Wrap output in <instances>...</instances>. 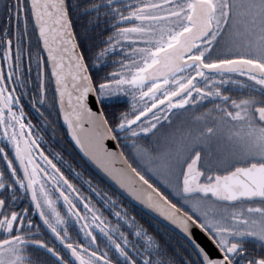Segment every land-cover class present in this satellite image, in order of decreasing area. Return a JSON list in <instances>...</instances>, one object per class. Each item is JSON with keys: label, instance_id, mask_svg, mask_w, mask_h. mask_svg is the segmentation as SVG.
<instances>
[{"label": "snow or ice", "instance_id": "obj_1", "mask_svg": "<svg viewBox=\"0 0 264 264\" xmlns=\"http://www.w3.org/2000/svg\"><path fill=\"white\" fill-rule=\"evenodd\" d=\"M0 20L10 68L7 78L0 73V154L11 176L0 172V264H46L33 252L51 264H264V0H0ZM30 24L47 54L37 61L31 106L44 116L48 67L49 107H58L76 147L179 240L149 231L69 165L111 209L112 224L43 151L34 158L38 139L15 95L31 83L20 70ZM180 113L190 121L171 128ZM108 139L125 142L129 154ZM21 190L54 240L27 208L16 209ZM72 217L86 242L70 236Z\"/></svg>", "mask_w": 264, "mask_h": 264}, {"label": "flooded vegetation", "instance_id": "obj_2", "mask_svg": "<svg viewBox=\"0 0 264 264\" xmlns=\"http://www.w3.org/2000/svg\"><path fill=\"white\" fill-rule=\"evenodd\" d=\"M2 26L3 21L0 20V33H2ZM12 39V44L10 45L11 48V62L10 67L14 71L16 66V51H17V38L16 37H10ZM37 35L36 32L33 29V26L30 24L28 27V34L27 37L21 41V48L23 50V55L21 57V74L22 79L30 80L31 83L28 85L26 91L27 95H24L25 89H20L17 87L15 95L19 97L20 99V106L24 109V116L23 120L25 123L28 121H31L32 123V138H37L39 143V148L33 152L34 158L39 162V152L43 151L46 156L49 157V159H52L54 163L57 164V166L61 169L62 172H64L65 176L68 177L69 180L74 183L77 188L80 189L81 193L87 198L91 197L92 201L98 208V204L100 205V198L95 195V193L91 192L88 188V186L78 178L74 176V174L71 171V168L69 165L74 167L78 172H81L83 175L84 180L91 179L92 184L94 186H98L99 190L101 192H108L109 189L105 187L107 185L103 182L87 165L86 163L80 158L78 153L73 148L66 131L64 130L58 112L57 108L49 107V104L51 103L52 99V84L49 83L50 77L47 70V67H45L44 71V78H45V85L49 89L47 95H48V101L45 104V107L41 109V111L44 112V116L41 117L40 114L31 106V99L33 96L37 94V88H38V66L37 61L38 58H42L44 60L40 44L37 42ZM4 45L0 44V73H2L5 78H7L8 72L10 70L9 66L5 65L4 62ZM110 59H115V57H111ZM30 70V71H29ZM111 70V67H109V71ZM13 82L15 81L16 77L13 76ZM9 90H11L13 87H16L15 83H10L7 85ZM225 87H229L228 85H225ZM232 95H237V93H232ZM130 99V98H125ZM39 107V104H37ZM204 107H208V104L205 102ZM19 107V106H18ZM119 108L120 110H123L127 107L126 104H121L118 106H115ZM18 110V109H17ZM203 108H197L196 111H202ZM110 116H114L115 112L110 111ZM182 121H190V113H180L177 116L173 117L171 128H175L181 125ZM171 128L169 126L165 125V128L162 129V131H170ZM29 129H25V132L27 133ZM117 142V141H116ZM0 146H4V142L2 138H0ZM10 148V146H9ZM120 149L121 151H124L126 155L129 154L130 150L125 147V142L121 141L120 143ZM6 152H9V149L6 148ZM59 153L62 159H56L55 154ZM9 158L13 159L14 166L19 169L18 162H15L14 153H9ZM64 161H67V163H64ZM0 172L4 173V179L11 181L10 172L7 169V162L3 160V154H0ZM22 175V173H21ZM108 186V185H107ZM109 187V186H108ZM2 191V190H0ZM116 193V192H115ZM114 197V196H113ZM115 198V197H114ZM116 199V198H115ZM124 199V198H123ZM117 200L118 205L125 207L122 203H120ZM125 200V199H124ZM79 204V202L77 201ZM58 206L61 207L63 210V201H58ZM81 213H83V205L79 204ZM27 208V216L32 219L33 225L40 224L41 232L43 233V238L46 240H54V237H52V234L48 232V230L44 227L43 222L39 220V215L37 212H34L32 210L31 205V198L30 195H26L23 193V190H21V194L18 196L16 201V209L18 211H22L23 209ZM101 209V208H100ZM103 211L105 217L111 221L112 224L117 223V219L115 216L111 214V209H108L107 211ZM129 214L132 216L131 212ZM91 219V217H89ZM123 223V222H121ZM68 231L70 236L73 240H76L78 242H86L84 240L83 234L79 231V225L75 223V218L72 217L69 219V223L67 225ZM127 225L124 226L122 230H126ZM96 231H99L98 229L94 230V234ZM59 247V245H56ZM251 247V246H250ZM41 254L45 257V253L41 252ZM47 256V260L49 262H52V257Z\"/></svg>", "mask_w": 264, "mask_h": 264}, {"label": "water", "instance_id": "obj_3", "mask_svg": "<svg viewBox=\"0 0 264 264\" xmlns=\"http://www.w3.org/2000/svg\"><path fill=\"white\" fill-rule=\"evenodd\" d=\"M37 35V39H38V33L36 32ZM40 48L42 51V44H40ZM44 60L46 61L47 59V54L45 52L42 51ZM48 73H49V77H50V68L47 67ZM53 88H54V84H52ZM57 112H58V107H57ZM59 115V113H58ZM61 124L64 128V130L67 133V136L73 146V148L75 149V151L78 153V155L80 156V158L86 163V165L101 179L103 180L104 183H106L111 189H113L118 195H120L122 198H124L127 202H129L131 205H133L134 207H136L137 209H139L140 211H142L143 213H145L147 216H149L150 218L154 219L155 221H157L158 223L162 224L164 227H166L167 229L171 230L172 227L174 226H169L168 223L166 221H163L162 218L156 217L154 213L149 214V210L144 209L142 205L138 204L135 201H131V198L127 196V193H125L123 191V189H120L118 185L115 184L114 181H112L109 177H107L99 168L96 167V165L92 164L91 161H87V158L83 156V153L80 152L79 148L76 147L75 142L71 139V136L68 134V129H67V125L64 124L63 118L59 115ZM105 143L107 144L108 147L112 148L114 151H121L120 147H117V142L113 141L111 139H108L105 141ZM196 231V235L197 238L204 243L207 247H209L211 249V243L207 240L206 236L202 233L199 232V230H195ZM175 233V232H174ZM176 234V233H175ZM178 236V235H177Z\"/></svg>", "mask_w": 264, "mask_h": 264}, {"label": "trees", "instance_id": "obj_4", "mask_svg": "<svg viewBox=\"0 0 264 264\" xmlns=\"http://www.w3.org/2000/svg\"><path fill=\"white\" fill-rule=\"evenodd\" d=\"M78 23V22H77ZM93 75V77L95 78L96 73L92 72L91 73ZM105 187L107 189H109V195L110 196H114L116 199H118V201L120 203H122L129 212H131L132 216H134L137 220V222L141 225H143L145 228H147L149 231L154 232V234H156V229H159V235H169L172 236L174 238V240H179V236H177L174 232H172L171 230L167 229L166 227H164L162 224L158 223L157 221H155L154 219L150 218L149 216H147L145 213H143L142 211H140L139 209H137L136 207H134L133 205H131L129 202H127L126 200H124L120 195H118L117 193H115V191L113 189H111L110 187H108L107 185H105ZM98 206L104 210L107 211L108 209H110L109 207H102V205L98 204ZM125 231H128V229H126ZM95 235L97 236V243L103 247V241L101 240L100 237V233L99 231L95 232ZM131 238V237H130ZM33 256L35 258H38L42 261H45L46 264H51V262H49L47 260V256L45 255V257L41 254V252H33L32 253Z\"/></svg>", "mask_w": 264, "mask_h": 264}]
</instances>
